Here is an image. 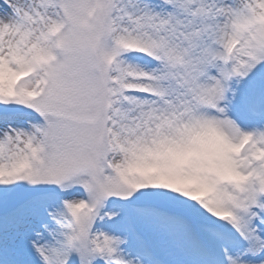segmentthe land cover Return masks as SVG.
Here are the masks:
<instances>
[{
	"label": "snow or ice",
	"instance_id": "obj_1",
	"mask_svg": "<svg viewBox=\"0 0 264 264\" xmlns=\"http://www.w3.org/2000/svg\"><path fill=\"white\" fill-rule=\"evenodd\" d=\"M0 264H264V0H0Z\"/></svg>",
	"mask_w": 264,
	"mask_h": 264
}]
</instances>
